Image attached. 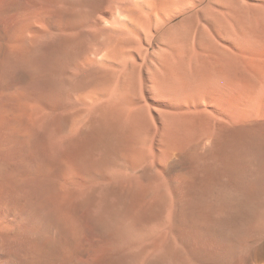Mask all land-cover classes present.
Returning a JSON list of instances; mask_svg holds the SVG:
<instances>
[{"label":"bare ground","instance_id":"1","mask_svg":"<svg viewBox=\"0 0 264 264\" xmlns=\"http://www.w3.org/2000/svg\"><path fill=\"white\" fill-rule=\"evenodd\" d=\"M40 1L41 10L33 18L45 9V2ZM106 1L54 0L64 15L77 12L82 17L67 20L61 41L40 57L38 51V56H33L18 43L22 26L30 22L27 13L21 12L23 0H0V242L30 243L27 230L26 234L22 232L11 215L7 220L2 216L4 204L11 210L34 204L28 169L31 166L16 164L14 159L20 151L19 157L29 161L37 145V131L49 132L52 150L69 147L84 163L94 155L87 130L81 128L76 133L68 121L70 109L75 108L77 116L92 117L88 125L92 127L98 116L107 123L114 119L122 124L139 121V138L133 134L138 130L133 127L136 124L131 125L136 130L128 126L133 132L126 136L133 134V140L137 137L132 147L136 157L131 156L138 158L135 163L149 166L157 197L169 209L164 219L171 216L170 221L160 223L161 227L164 224L162 229L149 228L141 234L146 240H142L145 262L257 264L264 259V0L118 1L104 9L116 8L131 22L111 17L107 20L110 25L105 27L98 12ZM138 10H145L146 15H137ZM18 22H23L19 28ZM37 36L41 38L39 33ZM135 47L143 74L133 78L126 70L127 60L119 56L132 58ZM29 73L39 81L40 91L31 92V99L37 98L38 105L25 108L29 126L19 132L16 88L27 81ZM56 92L63 99L56 110H48L46 104ZM105 129L102 135L109 133ZM130 174L125 171L118 181L126 186L132 182ZM110 175L99 177L107 180ZM19 189L25 194L18 195ZM175 189L179 192L176 197ZM52 190L60 193L56 187ZM119 199L109 195L95 200V209L105 223L111 219L125 223L129 216L132 218L127 210L130 206L126 208ZM179 223L181 227L183 223L190 226L194 241L188 240L187 233L180 239L182 232L177 237L180 240L175 238ZM181 240L189 248L194 247L191 258L184 256ZM208 240L220 249H208ZM236 245L242 247L240 254L229 252ZM222 246L228 254L223 255ZM0 264L32 263L9 251Z\"/></svg>","mask_w":264,"mask_h":264},{"label":"rangeland","instance_id":"2","mask_svg":"<svg viewBox=\"0 0 264 264\" xmlns=\"http://www.w3.org/2000/svg\"><path fill=\"white\" fill-rule=\"evenodd\" d=\"M39 1L40 0H23L22 2V0H20V2H22L24 6V10L21 12L24 14L27 13L26 15L28 16L30 22L24 23L25 25L29 24L28 26H25V25L22 26V32L21 33L19 32L20 38L18 40V43L24 49L30 52L31 55L38 56V52H39V56L41 57L45 53H47V50L49 48L51 49V47L55 46L61 41L64 35V32L66 31L65 22L67 20H69V22H73L78 19L80 20L82 15L77 12H75L73 15L72 13H66L64 15L60 5L54 4L53 2L54 0L53 1L52 0H46V1L42 0V2H45V9L42 10L38 15H36L33 18L35 13L41 10V8L39 9V7H42V5L40 4L41 1L40 2ZM123 1L126 4H127V1L129 2V0H122V1L121 0H107L104 3V7L102 8V11L98 12V16L101 19L103 25H105V27H108L110 25V23H108L107 20H109L111 17L112 19L116 18L117 20H122V21L124 20L127 22L131 20L130 17L127 16L126 13H125L126 15L125 16L123 12L121 14L120 12H117L116 8L113 9L114 11H110L109 9L108 10L104 9L105 7L109 6L110 3L116 4L118 2V3L124 4ZM139 1L141 2L144 1L145 3H147L146 0H139ZM37 7L39 10L37 9ZM136 12H137V15H142V16L146 15L145 10L144 11L138 10ZM65 16H69V19L68 17H65ZM30 18L31 19L33 18L34 22H31L33 21V19L31 20ZM104 19H106V21ZM17 24H18L17 27L19 28L20 25L23 24V22H18ZM38 33L41 37V38L39 37L40 39H38V36H37ZM37 42L40 43L41 45L38 44ZM137 47L133 48L134 50L132 49V52H134L135 50L137 51L138 49ZM135 52L133 53V57H132L135 60L132 59L131 56H128V55L119 56L120 57L119 59H122L125 61L127 60L126 63H128V65L126 67V70L129 71L128 74L133 76V78L136 75L137 77H139L140 75L142 76L143 74V70L140 65L141 57L139 55L137 56L139 51L137 53ZM149 55L152 59L154 56V43L152 44L150 48ZM133 60L137 61V64H134L135 62ZM151 62L153 61L151 60ZM137 77L135 78L137 79ZM37 80L38 79L34 73H29L28 79L26 82L18 83L19 85L17 84L18 87L16 88V108L18 111V118L16 120V126L19 132H22L26 126L27 127L29 126V122L24 116L25 108L28 107L29 105L31 107L33 106V108H36L38 105V101H36L37 98H35L36 100L31 99V92L33 90L40 91V87L38 83L39 81ZM51 95L53 96L50 97L49 101L47 100L48 105L46 104V107H48L47 108L48 110L52 111L53 109L54 110L57 109L58 105L56 104L58 102L60 103V101L63 99V95L60 92H56V94L52 93ZM72 110H75V111H72ZM72 110L70 109L69 113H72L70 114V116L72 115L73 118L72 117L70 118V116L68 117L69 123L71 122L70 125L72 126V128L74 129V132L76 133H80L81 128H82L81 130L83 129L85 131L87 130L86 136L89 142V146L90 144L94 146L95 153L94 155H92V158L89 161H87L88 163L87 162L84 163L83 161H81V159H79V156L75 155L72 152V150L69 147L60 148L58 150H52V148L48 144L49 143L48 140L50 136L48 131H37L35 133V140L37 141V145L33 150H31L30 158L28 162H25L21 158V156L19 157L20 151H17L16 157L14 159L16 164L22 165L23 163L24 165H27V167L31 166L28 169L31 173V177L33 180L31 191L34 197L33 198L34 204L32 207H26V206L20 205V206H17L16 208L14 207L13 208L14 210H11L10 206H7L4 204L3 205L4 215L2 214L3 215L2 217L7 220L8 216L11 215L13 222L18 224L21 231L24 232L25 234L28 231L27 233L30 234L29 237L31 239H30L29 245L28 243L26 244L20 241L17 242L16 240H14L13 242H7V243L0 242V263H3L4 260H6L7 252L12 251L19 257L20 260H25V261L30 260L32 264H36V262L37 264H151L152 260L148 262L144 261V251L142 250H143V246L145 243L144 241L146 240H145V237L141 234H143L145 229H149V228L153 230L159 226L162 229L164 224L162 225V227L160 225L164 221L165 222L170 221L168 219L169 217L171 218V216L169 215V217L166 218L167 220L164 219L165 217L168 216L167 213H169V209H167V206L163 204V201L157 197L158 189H155L157 187H156L155 182L152 180L153 179L152 176L154 175L151 173V170H149V166H147L144 163L141 164V162H140L141 165L139 163H135L136 161L137 162L139 161H138V158H135L134 160V157L136 156H134L133 154L132 147L134 145L133 143L135 142L134 141L135 138L138 137L137 133H139V130H140L138 119L133 122L134 125L136 124V126H133V127L135 128L137 127L138 130H136L137 128L135 129L131 126L133 125L132 123L122 124V122L115 121V119L113 120L114 123L112 121H111L112 124L111 122L107 123L106 121H103L105 119L102 118V116L97 117L99 119L100 118L102 119L100 120L98 119L99 122L96 119L97 121L96 125L92 127V126H88L92 123L91 121L92 117L90 115L84 114L81 116H77L76 109L73 108ZM69 113L67 115H69ZM102 123L105 124V127L107 125L108 128L106 127V129H109L107 130V132L109 131L108 134L105 131L106 134L103 132L105 135L104 134L102 135L101 130L105 129ZM128 126L132 127L136 131L133 132L132 128H129ZM124 127L128 130H125ZM99 128H101V130ZM118 128H119V131L117 130ZM96 129H99L100 131ZM92 130L94 131L95 135L91 132ZM88 131L90 132V134L88 133ZM130 131L131 133L133 132V134L137 132L136 134H134L135 136H137L134 138V140H133V137H134L133 134H132L133 137L131 135H130L131 137L129 135L128 137L126 136L127 132L128 134H131ZM118 132L120 135L118 134ZM123 132L126 134H124ZM99 134L103 137L107 135V137H105L107 140L104 138H101ZM93 136H97V137H93ZM119 136H120V140L118 138ZM124 137H126L127 141L125 140ZM103 139L107 141L106 142L107 145L105 144ZM123 140L125 141V143H122L124 142ZM100 142L104 144L102 145L100 144ZM127 142L131 144L129 145V143ZM109 143L110 145H108ZM97 145L98 146L100 145L99 147L101 148V150ZM101 146L102 147L104 146V147L102 148ZM127 146L128 147L130 146V147L127 148ZM120 150H122L124 154ZM128 152L130 156L131 154H133L134 157L132 156L129 157ZM31 159L32 161L31 163H29ZM110 160H112V162L108 163V161ZM126 161H127V166L125 165ZM133 163H135L136 166L138 167L136 168L135 164ZM130 165H132V167ZM65 167L67 169L70 168V170L69 169L66 170ZM128 167H131V168L129 169ZM127 169H129V171ZM123 170L133 175L132 177L134 179L131 177V174H130V178H132V182H129L127 184L129 185L130 183L131 184L133 183L132 185L125 186L123 185L124 182L121 184L120 180L118 181L120 177L119 175L125 172ZM104 171L108 175H106ZM101 172L104 174H102ZM98 173L99 175H102L103 178H105L104 175L105 176H109L110 174L111 175H110V178L107 177L108 178L107 180H104L102 178V180H104L102 181L100 178L102 176L99 177ZM169 178L170 176L167 177V180ZM101 181L105 183V185L101 183ZM107 182H110V183H107ZM153 182H154L155 187L152 184ZM52 187L54 188L56 187L58 191H60V193L54 192L52 190ZM94 189H97V191ZM87 190H90L91 192L88 191L87 193ZM94 191L95 193H93ZM117 191H119L118 194H117ZM122 191L124 192V195ZM175 191L177 190L175 189ZM17 193L18 195L21 196L25 194V191H23L22 189H19ZM79 193H82V194L79 195ZM125 194L127 195L126 196L127 198H124ZM81 195L82 197H80ZM88 195L92 198H90ZM109 195H112L116 199L120 198L122 200L123 206L125 207L130 206V209L127 207L126 208L128 212L130 213L132 211H129V210L134 211L131 214L129 213V215H132V218H129L130 217L129 216L125 220V223L121 221L118 222V220H115V219L114 220L111 219L112 221L108 220V222H106L107 224L109 223L107 225L105 223V219L101 217L95 209L96 207L95 200H98V198L100 197H107ZM176 195H179L178 191H177V194L175 193V197ZM83 199L84 200L86 199L85 200L86 202L83 201ZM132 206H133V209H131ZM100 219H102L103 221ZM101 221L103 222L104 226L103 224H101ZM180 224L181 223H179L178 225L180 226ZM178 225L177 227L179 230L175 231L176 239L180 237H181L180 239L184 238L185 233H187L186 234L187 238L189 236L188 240H193V238L195 239L192 229L190 228L189 225L185 223H183V225L185 226L182 225V227L181 226L179 227ZM184 227L186 228V230L184 229ZM179 233L183 236L179 237ZM143 238H144V241H142ZM181 241L179 242L181 243ZM263 242H264V239H263ZM181 244H183V246L185 247L184 256L186 254V257L188 256V258H191L193 255L192 251L194 247L189 248V245H185L183 241ZM206 244H207V248L212 249V250H214L213 247L215 248L219 247L216 245L217 244L216 242H213L211 240L210 241L208 240ZM194 245L195 244H193V246ZM223 247L224 246H222L221 250L225 249V247L224 248ZM26 249L28 250V252ZM190 250L192 253L190 252ZM241 250H242L241 245H236L231 250H229V252L240 254ZM225 251L227 252V250ZM225 251H223V255L228 254V253H225ZM257 264H264V259L261 261H258Z\"/></svg>","mask_w":264,"mask_h":264}]
</instances>
